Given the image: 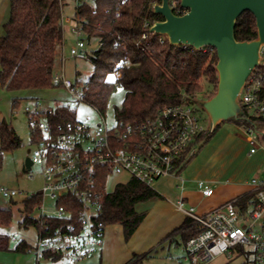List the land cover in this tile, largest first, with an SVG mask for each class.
Listing matches in <instances>:
<instances>
[{
  "label": "built area",
  "instance_id": "1",
  "mask_svg": "<svg viewBox=\"0 0 264 264\" xmlns=\"http://www.w3.org/2000/svg\"><path fill=\"white\" fill-rule=\"evenodd\" d=\"M167 1L174 14L187 12L181 0ZM61 22L64 33L67 30L74 41L69 49L70 57L86 56L82 22L64 15L63 11ZM145 26L143 39L155 34L149 31L152 24ZM158 35L160 43L167 40L165 35ZM64 47L63 44L60 70L55 73L53 84L68 93L70 100L62 106L76 115L78 104L85 102L87 81H73L66 75ZM120 76L121 72L116 71L113 79ZM239 100L245 116L253 121V117L264 119V44ZM192 104L167 105L152 118L137 123L116 120L113 126H109L105 114L97 110L102 117L100 124L92 125L76 117L62 122L56 130L43 116L44 112L54 113L55 109L44 108L41 99H35L33 109L26 107L30 129L42 135L30 158L31 166L41 168L43 187L39 192L43 201L50 198L56 207L47 212L43 201L37 207L41 210L37 218L38 238L28 252L38 260L48 253L62 256L53 260L58 264H76L104 247L105 229L99 222L103 198L99 189L101 177L105 178L106 186L111 175L125 173L151 187L164 176L181 178V169L197 154L202 142L200 137L207 131V125ZM240 125L248 137L250 152L254 153L260 144V131L247 122ZM251 183L250 198L242 201L243 197H234L206 213L187 206L182 198L178 200L177 208L197 226V233L184 243L185 260L191 264H210L217 257L232 259L245 252V264H264V178H253ZM200 188L205 196L214 192L204 182H200ZM0 193L13 198L21 191L0 186ZM76 208L79 209L77 218L71 219ZM49 218L64 221L54 226L48 223ZM11 241L17 242L15 237Z\"/></svg>",
  "mask_w": 264,
  "mask_h": 264
},
{
  "label": "trees",
  "instance_id": "2",
  "mask_svg": "<svg viewBox=\"0 0 264 264\" xmlns=\"http://www.w3.org/2000/svg\"><path fill=\"white\" fill-rule=\"evenodd\" d=\"M155 1L84 0L78 1L75 6L74 17L82 22L86 46L95 40L98 43L95 49L86 53L93 63V72L86 80L85 102L105 114L113 92L124 88L122 104L114 109L119 122H141L157 115L164 106L195 103L200 95L209 99L217 92L218 58L214 48L197 50L192 46L171 45L168 40L160 43L158 34L142 38V34L147 31L146 23L163 20L161 15L152 11ZM62 11V0H10V15L0 36L2 88L13 93L56 88L53 78L58 58L61 64L64 44ZM234 33L238 41L256 39L255 17L250 12L243 13L237 20ZM116 71H120L121 76L113 79ZM12 100L13 107H16L19 98L14 97ZM43 116L54 130L62 122L76 118L63 106H58L54 113L44 112ZM253 119L264 124L262 118ZM219 126L209 135L202 134L200 138L204 144L215 135ZM41 136L40 133L32 132L33 141ZM20 144L15 130L5 122H0V166L4 153ZM104 180L100 178L99 189L103 198L99 222L104 229L108 225H121L124 238L128 241L147 215V211H139L137 206L162 196L151 186L133 177L125 183H118L112 191H107ZM244 198L242 201L250 196ZM42 201L40 192L24 200L22 212L25 217L22 225L25 228L35 226L39 230V220L30 215ZM78 212L76 208L71 219L77 218ZM11 219V209L0 208V226L9 225ZM63 221L49 218L48 223L57 226ZM196 228L193 220L186 217L182 225L171 231L167 238L175 232H182V241L185 243L197 233ZM30 247V243L20 240L12 248L10 236L0 234V250L28 252ZM148 254L134 255L124 264H141ZM61 257L48 253L45 256L52 260Z\"/></svg>",
  "mask_w": 264,
  "mask_h": 264
},
{
  "label": "rangeland",
  "instance_id": "3",
  "mask_svg": "<svg viewBox=\"0 0 264 264\" xmlns=\"http://www.w3.org/2000/svg\"><path fill=\"white\" fill-rule=\"evenodd\" d=\"M1 1L3 0H0V2ZM78 1L84 0H62L63 14L69 17L74 16L75 6ZM1 26L0 29H3V26ZM64 38L66 41V55L64 62L66 75L73 81L87 80L93 72L92 61L88 56L75 58L70 57L69 49L74 41L71 37V34L67 30L64 33ZM97 44V40H95L91 44L87 45V51L91 52L97 47ZM60 65V58H58L56 72H59ZM17 95L18 94L8 92L4 88L0 87V122H5L9 127L13 128L17 136L21 140L20 146L4 153L0 166V186H3L8 189H17L18 191H21V194H18L13 198H6L0 193V208H10L12 211V219L10 224L6 226H0V234L9 235L11 239L12 237H15L17 242L20 240H25L31 245H34L38 238V229L35 226H29L28 228H25L22 225L23 219L25 217L22 211L25 207L24 200L31 194L39 192L43 187V177L41 174V168L37 165L31 167L27 166L28 159L31 158V156L33 155V151L37 147V140H32V130L28 125V116L25 112V108L31 107L33 109L35 99H32L30 97L26 98L19 96L18 105L16 107H13L12 99ZM48 95L51 96L48 101H42V105L44 108L52 107V109H56L58 106L65 105L70 100V96L62 88H53L48 91ZM124 95L125 89L120 87L116 91H114L110 97L108 107L105 111V117L109 126H113L116 124L114 109L115 107L121 106ZM199 99L207 98H203L202 95H200ZM199 99H197V101ZM197 101L192 105L198 110L199 114L203 118V124L206 126L208 124V114L197 103ZM76 117L80 121H86L92 125H97L102 122V117L97 111V109L86 102L78 104ZM258 127L261 134L260 137L262 138V140H264V124L260 123ZM236 131H238L236 122L224 121L220 123V126L217 129L215 135L219 134L220 137V135L224 136L225 134L234 133ZM200 146L202 148L196 154L194 159L192 161L189 160L190 162L187 163V168L185 167V170L187 169L186 171H189L188 169H194L200 161L205 158H208L209 154L211 153V150L216 147V143H208L207 145L204 143H200L199 147ZM261 158L262 159L259 164V175L264 178V153ZM129 178L130 176L125 173L111 175L107 180V191H112L118 183H125L126 181H128ZM177 184H180L177 178L164 176L157 179L153 183L152 188L159 193L163 192L167 194L168 197H172V194L175 191ZM157 200L140 203L137 206V209L139 211H147V215H149L152 209H154V203ZM43 203L44 209L47 212L56 209L55 201L50 198H45ZM156 211H158V209L155 208L153 214L148 218L149 220L152 219L153 216H155ZM40 213L41 210L36 208L31 213L30 217L37 219ZM121 228V225L118 224L110 225L107 228V233L111 231L113 237L117 236L118 232H122ZM124 241L127 242L124 239L122 241H119V244L117 243L118 245L116 246V252L112 257V261L117 260L123 256L121 249L122 247H124ZM13 246L14 245L12 244V248ZM182 250L183 246L179 245V256L182 254ZM177 256L174 255L172 258L166 254H161L158 256L154 254L153 257L147 258L148 260L144 261L143 264H190L188 262L181 263ZM224 258V256L217 257L212 264H245L246 253L242 252L237 256V258H234L232 260L230 259L228 260V262L227 260L225 261ZM112 261L107 259L108 264H112L110 263ZM41 262L42 264H53L52 262L45 259H43ZM76 264H102V262L99 253H95L94 256L81 259Z\"/></svg>",
  "mask_w": 264,
  "mask_h": 264
},
{
  "label": "crops",
  "instance_id": "4",
  "mask_svg": "<svg viewBox=\"0 0 264 264\" xmlns=\"http://www.w3.org/2000/svg\"><path fill=\"white\" fill-rule=\"evenodd\" d=\"M8 11L10 15V0L1 1L0 26H3L8 20ZM3 32L4 30L0 29V36ZM65 45L66 41L64 38ZM64 49L66 50L65 47ZM50 90L23 91L15 92L14 94H18L16 96L18 98L21 96L48 101L51 97L48 95V91ZM237 127L238 131L225 134L224 136L220 135V137L219 134L214 135L207 142V144L216 143V147L211 150L209 157L200 161L194 169H188L189 171H186L187 169L185 170V168L183 169L181 178H177L180 184H177L172 197H168L163 192L160 193L162 197L154 203V209H152L149 215H146L130 239L127 242L124 241V247L121 249L123 256L114 261H112V257L116 252V246L119 244V241L125 239L124 233L121 228L122 232H118L117 236L113 237L111 231L107 233V228L110 225L106 226L104 232V247L96 252L99 253L102 264H108L107 259L112 261L110 262L112 264H124L134 255H142L144 253L149 254L142 260L141 264L148 260L147 258L153 257L154 254L157 256L166 254L172 258L174 255H178L177 258L181 263H190L184 259L185 250L184 242L182 241V232H175L172 237L167 238V235L175 228L181 226L186 217H188L177 208L178 200L182 198L187 206H194L199 213H206L215 207L223 205L234 197L244 198L251 196L253 189L251 180L253 178H262L259 175V164L264 153V140L261 138L258 148L254 153H251L248 137L242 125L237 123ZM200 182H204L212 187L214 189L213 194L205 196L200 188ZM155 208L158 211L149 220L148 218L153 214ZM12 244L15 245L16 242L13 243L11 241V247ZM179 245L183 246V252L180 256V252L178 251ZM33 255L30 252H16L11 249L0 250V264H42L41 261L43 259L53 264H58L51 258L38 260ZM91 256H94V254ZM237 256L234 258H237ZM224 257L225 261L227 260L228 262L230 260L226 256ZM212 263L213 261L210 264Z\"/></svg>",
  "mask_w": 264,
  "mask_h": 264
},
{
  "label": "water",
  "instance_id": "5",
  "mask_svg": "<svg viewBox=\"0 0 264 264\" xmlns=\"http://www.w3.org/2000/svg\"><path fill=\"white\" fill-rule=\"evenodd\" d=\"M181 5L187 12L176 15L167 0H157L152 11L163 20L154 21L149 31L165 35L171 45L216 50L217 92L209 99L197 101L208 114L206 134H211L224 121L247 122L259 130L260 123L244 115L239 95L257 65L259 49L264 44V0H181ZM245 12L255 17L257 38L238 41L234 30ZM31 164L28 159L27 166Z\"/></svg>",
  "mask_w": 264,
  "mask_h": 264
},
{
  "label": "snow or ice",
  "instance_id": "6",
  "mask_svg": "<svg viewBox=\"0 0 264 264\" xmlns=\"http://www.w3.org/2000/svg\"><path fill=\"white\" fill-rule=\"evenodd\" d=\"M111 79V78H110Z\"/></svg>",
  "mask_w": 264,
  "mask_h": 264
}]
</instances>
